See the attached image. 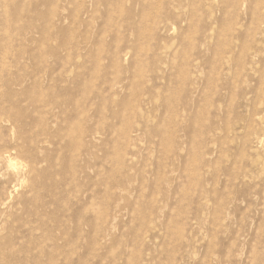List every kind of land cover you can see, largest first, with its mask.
<instances>
[{"label":"rangeland","instance_id":"obj_1","mask_svg":"<svg viewBox=\"0 0 264 264\" xmlns=\"http://www.w3.org/2000/svg\"><path fill=\"white\" fill-rule=\"evenodd\" d=\"M10 1L0 264H264V0Z\"/></svg>","mask_w":264,"mask_h":264},{"label":"bare ground","instance_id":"obj_2","mask_svg":"<svg viewBox=\"0 0 264 264\" xmlns=\"http://www.w3.org/2000/svg\"><path fill=\"white\" fill-rule=\"evenodd\" d=\"M3 1H4V0H3ZM8 1H9V0H8ZM11 1H12V0H11ZM11 1H10V2H11ZM3 4H4V3H3ZM11 6H12V5H11ZM17 6H18V5H17ZM19 7H21V6H19ZM3 10H4V9H3ZM6 10H7V8H6ZM12 10H14V9H12ZM22 10H23V9H22ZM4 12H5V10H4ZM20 12H21V11H20ZM12 13H13V12H12ZM15 13H17V10H15ZM3 14H5V13H3ZM9 14H10V13H9ZM9 14H7V15H9ZM20 14H21V13H20ZM13 15H14V14H13ZM7 17H9V16H7ZM16 17H17V16H16ZM18 17H19V15H18ZM21 17H22V15H21ZM9 18H11V17H9ZM12 18H14V17H12ZM4 19H5V18H4ZM27 20H28V19H27ZM10 21H11V19H10ZM14 21H15V23H16L15 18H14ZM28 21H29V20H28ZM4 22H5V21H4ZM6 23L8 24L9 22H6ZM10 23H11V22H10ZM16 24H17V23H16ZM5 25H6V24H5ZM9 25H11V24H9ZM13 25H14V27H15V24H13ZM31 25H32V24H31ZM6 26H7V25H6ZM28 26H29V25H28ZM4 27H5V26H4ZM4 27H3V28H4ZM32 27H33V26H31V28H32ZM34 27H35V26H34ZM3 28H2V29H3ZM7 28H8V27H6V29H7ZM10 28H11V26H9V28H8L7 30H9ZM26 28H27V27H26ZM31 28H29V29H31ZM4 29H5V28H4ZM6 29H5V30H6ZM13 29H16V28H13ZM33 29H34V28H33ZM7 30H6V32H7V34H8V31H7ZM1 31H3V30H1ZM11 31H12V30H11ZM11 31H9V32H11ZM4 32H5V31H4ZM6 32H5V33H6ZM15 32H16V31H15ZM32 32H33V31H32ZM13 33H14V32H13ZM30 33H31V32H30ZM15 34H16V33H15ZM15 34H14V35H15ZM5 35H6V34H5ZM11 35H12V34H11ZM1 36L4 37V34L1 35ZM6 36H8V35H6ZM29 36H30V35H29ZM8 37H9V36H8ZM2 39H4V38H2ZM2 39H1V41H2ZM34 39H35V38H34ZM4 40H5V39H4ZM4 40H3V41H4ZM8 40H9V39H8ZM8 40H6V41H8ZM31 40H32V38H31ZM10 41H12V40H10ZM10 41H9V42H10ZM16 41H17V40H16ZM27 41H28V40H27ZM29 42H30V41H29ZM4 43H6V42H4ZM10 44H11V43H10ZM10 44H9V45H10ZM6 45H7V44H6ZM3 46H5V45H3ZM11 46H12V45H10V48H11ZM1 47H2V46H1ZM7 47H8V46H7ZM12 47H13V46H12ZM58 47H59V46H58ZM5 48H6V47H5ZM10 48H9V50H10ZM18 48H19V47H18ZM2 49H3V48H1L0 51H1ZM6 49H7V48H6ZM52 50H53V49H52ZM5 52H6V51H5ZM7 52H8V51H7ZM1 54H4L3 51H2ZM7 54H8V53H7ZM8 55H9V54H8ZM8 55H7V56H8ZM2 56H3V55H2ZM3 58H4V57H3ZM8 58H9V57H8ZM3 66H4V65H3ZM8 67H9V66H8ZM12 67H13V66H12ZM10 69H11V68H10ZM11 81H12V80H11ZM53 96H54V95H53ZM40 97H41V96H40ZM40 97H39V98H40ZM44 98H45V96H44ZM44 98H43V99H44ZM47 99H48V98H47ZM52 99H54V98L52 97ZM37 100H39V99L37 98ZM32 101H33V100H32ZM39 101H41V100H39ZM42 101H43V100H42ZM47 101H49V99H48ZM47 101H45V102H47ZM51 101H53V100H51ZM55 101H56V100H55ZM45 102H44V103H45ZM36 103H38V101H37ZM44 103L41 104V105H44ZM48 103H49V102H48ZM38 104H39V103H38ZM45 104H46V103H45ZM38 112H39V111H38ZM2 115H3V114H2ZM42 116H43V115H42ZM39 117H40V116H39ZM43 117H44V116H43ZM40 119H41V118H40ZM8 123H10V122L8 121ZM13 128H15V127H13ZM15 131H16V130H15ZM74 135H75V133H74ZM73 139H74V138H73ZM73 139H72V140H73ZM75 139H76V138H75ZM76 140H77V139H76ZM2 154H3V153H2ZM7 154H8V153H7ZM7 154H6V155H7ZM69 170H70V169H69ZM75 171H76V170H75ZM69 172H70V171H69ZM71 172H72V170H71ZM75 174H76V173H75ZM69 246H70V245H69ZM56 248H57V247H56Z\"/></svg>","mask_w":264,"mask_h":264}]
</instances>
